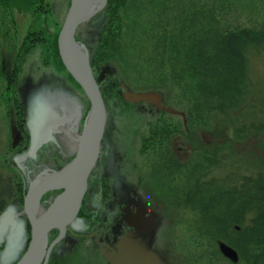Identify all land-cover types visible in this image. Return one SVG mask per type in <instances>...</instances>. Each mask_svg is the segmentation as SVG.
Listing matches in <instances>:
<instances>
[{
    "label": "rangeland",
    "instance_id": "rangeland-1",
    "mask_svg": "<svg viewBox=\"0 0 264 264\" xmlns=\"http://www.w3.org/2000/svg\"><path fill=\"white\" fill-rule=\"evenodd\" d=\"M107 3L108 0L104 7L105 22L101 28L85 22L76 30L77 39L89 52L95 76L104 66L110 65L116 69L114 74H107L108 77L100 85L107 119L97 170L103 168L114 171L115 177L126 181L128 192L136 198H132L134 203L140 205L146 215L154 216L150 231L140 236L166 264H232L218 252L217 242L220 240L211 236V232L204 226L198 228L197 212L185 206L186 195L191 188L188 187L191 183L188 166L191 161L204 158V140L223 141L226 145L223 153L233 161L238 178L244 175L255 176L258 167L264 170V132L257 133L247 124L251 123L254 116L253 110L249 109L250 120L241 117L237 121L240 127L247 124L249 130L245 128L240 135L235 133L237 126L228 128L227 124H222L218 125L219 129L214 133V125L217 123L210 120V127L206 129L201 120L194 121L189 113V100L174 83L158 82L156 78L147 82L139 72L133 71L131 66L121 60L111 58L110 55L100 59L98 50L104 37L103 27L107 22ZM69 5L70 0H46L41 7V16L36 15L32 9L16 7L8 9L11 15L5 16V12L0 9V215L9 208L15 213L21 212L28 179L35 177L43 168L58 169L65 165L68 160L62 157L61 162L64 163L60 164L55 156L59 154L58 151L65 158L73 153L69 147L66 152L60 150L58 141L56 144L48 140L36 151L35 158L27 156L21 165L16 163V157L25 155L30 145L27 120L30 108L39 101L51 104L66 116L77 113L78 133L89 111V99L81 86L70 78L66 69L64 71L52 62L44 45L48 44L56 30L59 31ZM181 10L191 15L187 21L190 24L199 12L205 14V20L209 21L208 18L213 17L208 14L211 12L219 29L223 30L259 28L264 25V0H128L125 6L117 8L122 18L121 40L134 43L136 33L142 31L143 36L146 30L143 41L149 48L153 42L146 39L150 25L159 26L160 21L164 23L168 19L172 25L171 30L177 33L180 30L179 21L172 16ZM28 31H37L40 36L48 38L44 43L36 42L21 62L20 71L13 76V70L16 69L15 54ZM259 45L257 52L249 54L248 76L254 91L261 96L264 94V43ZM97 56L99 59H96ZM15 77V83L9 87L8 81ZM123 85L134 92L156 91L161 96V103H166L175 113L165 111L152 114L147 109L151 106L145 108L149 104L146 101H125ZM162 129L164 133L154 136L155 131ZM180 140L184 141L183 144ZM52 143L59 149L53 152V157L47 149ZM174 143H177L175 146L183 147L187 158L175 157L172 151ZM40 159L48 162L41 163ZM229 167L224 166L227 170ZM95 176L98 175L93 167L89 179ZM15 178L25 181L23 192L18 190L21 187L15 185ZM20 218L25 220L24 238H18L20 241L13 248L16 249L14 255L7 256L10 250L7 236L0 237V264H12L28 244V221L24 215H20ZM55 232H50V240ZM119 236H107V242L111 244ZM48 264L109 263L97 249L82 241L62 255H51ZM234 264L247 263L238 259Z\"/></svg>",
    "mask_w": 264,
    "mask_h": 264
},
{
    "label": "trees",
    "instance_id": "trees-1",
    "mask_svg": "<svg viewBox=\"0 0 264 264\" xmlns=\"http://www.w3.org/2000/svg\"><path fill=\"white\" fill-rule=\"evenodd\" d=\"M45 1L0 0V9L5 16L11 15L9 10L15 7L32 9L41 16ZM127 2L108 0L107 22L98 50L100 59L110 55L121 60L147 82L156 78L158 82L174 83L189 100V113L194 121L201 120L206 129L210 127V120L217 123L214 133L222 124H227L228 128L237 126L235 133L240 135L245 128L249 130L247 124L257 133L264 132V94L259 96L254 91L248 76L249 54L257 52L259 44L264 43V25L223 30L219 29L211 12L208 14L213 17H209V21L205 20V14L199 12L191 17L193 23L190 24L187 21L191 15L181 10L172 16L179 21L177 33L171 30L168 19L164 23L160 21L159 26L150 25L146 39L153 42L148 48L143 41L146 30L144 37L142 31L136 33L134 43L121 40L122 18L117 8ZM57 31L44 45L52 62L65 71L57 49ZM46 38L37 31L27 32L15 54L13 76L20 71L21 62L36 42L44 43ZM15 81L16 77L11 78L9 87ZM249 109L254 114L251 120L248 118ZM241 117H246L251 123L240 127L237 121ZM163 130L155 131L154 136L164 133ZM205 145L206 157L193 160L188 166L191 181L188 187L191 188L186 195L185 206L197 212V227L204 226L211 236L235 248L239 252V260L247 264H264V170L258 167L255 176L238 178L236 166L223 153L226 146L223 141ZM212 145L217 147L212 148ZM217 154L221 157L218 158ZM224 166L230 167L227 170ZM236 226L240 228L236 229Z\"/></svg>",
    "mask_w": 264,
    "mask_h": 264
},
{
    "label": "water",
    "instance_id": "water-1",
    "mask_svg": "<svg viewBox=\"0 0 264 264\" xmlns=\"http://www.w3.org/2000/svg\"><path fill=\"white\" fill-rule=\"evenodd\" d=\"M107 0H70V5L63 18V23L57 35V49L66 71L81 86L89 99V111L85 116L81 132L78 133V143L73 155L67 163L58 167L43 168L37 175L27 181V191L23 200V210L15 213L12 208L0 215V237L7 236L8 255L16 252L13 249L18 244V238H24L25 220L30 224L28 244L21 255L12 264H48L51 247L65 235L66 226L78 229V223L83 220L77 216L81 207L84 192L88 186L91 170L97 163L100 154L102 135L106 122V108L101 88L98 82L107 74H114L116 69L110 65L102 67L98 75L93 74L89 52L77 39V28L89 22L90 26L101 28L105 22L104 7ZM123 99L127 102H143L156 104L164 111H175L161 103V96L156 91H130L123 85ZM37 105L28 111V128L30 131V145L25 155L16 157L22 161L27 156L35 158L36 151L48 140L57 144L53 124L50 127L46 121L52 123L64 119L69 115L62 114L51 104L37 101ZM74 114V113H72ZM79 118L77 113L74 114ZM48 204L41 202L42 195L49 191H59ZM45 202V201H44ZM43 207L38 213V207ZM130 229L122 233L113 243L102 244L99 253L109 264H166L151 247L145 243L143 236L150 231L154 224V216L146 215L138 205L135 213H126L125 217ZM56 229L59 234L55 241L48 246L50 232ZM8 230V231H7ZM219 252L232 263H237L238 253L227 242L218 241ZM7 246V248H8ZM13 249V250H11Z\"/></svg>",
    "mask_w": 264,
    "mask_h": 264
},
{
    "label": "flooded vegetation",
    "instance_id": "flooded-vegetation-1",
    "mask_svg": "<svg viewBox=\"0 0 264 264\" xmlns=\"http://www.w3.org/2000/svg\"><path fill=\"white\" fill-rule=\"evenodd\" d=\"M108 76H105L102 80L98 82V84L101 85V83L106 80ZM102 95V91H101ZM163 105H167L166 103H162ZM153 105V106H152ZM147 107L151 106V108H147L150 110V113H163L165 112L163 109L158 108L156 104H147L145 105ZM168 106V105H167ZM57 141L60 143V150L66 152V148L69 147L71 151V145L68 143L67 140L57 139ZM183 144L184 141L180 140ZM213 141V140H212ZM210 143L206 142L204 140L203 144ZM174 143L173 146V152L175 153V157L182 159L187 158L185 156V152L182 150L183 147L181 146H175ZM25 144H23L24 146ZM212 148H216L217 146L212 145ZM221 147V146H220ZM219 147V148H220ZM48 152L54 156L53 152H57L59 149L56 148V145L54 143L50 144L48 147ZM74 153V151H72ZM101 152V151H100ZM55 154L57 156V160L60 164H63L64 162H61V158L68 159L73 155H69V157L65 158L60 154L58 151ZM61 155V156H60ZM68 155V154H65ZM218 158L221 157L220 154H217ZM101 156V155H100ZM185 156V157H184ZM206 157V156H204ZM190 157H188L189 159ZM100 159V158H99ZM98 159V160H99ZM40 162H46L45 159H40ZM48 162V161H47ZM46 162V163H47ZM99 162V161H98ZM16 163L21 165V161H16ZM55 163V162H52ZM50 164V163H48ZM103 166V165H102ZM101 166V168H102ZM98 163L94 166V172L97 173V177H91L88 180V186L86 191L84 192V196L81 201V207L77 213V216H79L83 221L78 223V229L71 228L70 226H66L65 235L60 239L59 241H55V238L58 236L59 232L54 229L55 235L51 237V240L48 241V246L52 243L51 252L49 255V258L51 255L57 253L59 255H62V253H65L69 250H73V247H75L77 244H81L83 241V244H86L87 246H92V248L97 249L99 251V247L102 246V244H110L107 242V236L110 238L114 236H119L121 233L127 232L128 229H130V226L127 225L125 217L126 213H135L137 211L138 204L134 203L132 198L134 197L131 192H128V189L126 188L127 183L124 181L121 177L120 180L118 177H115L114 171H106V170H100L98 171ZM27 172V171H26ZM25 172V173H26ZM28 173V172H27ZM94 176V175H93ZM15 185L21 188H18V190L25 189V181L19 180L18 178H15ZM95 180H97L95 182ZM92 182L94 184H92ZM120 183V184H119ZM59 191H49L42 195L41 202L43 204H48V199H52L55 197ZM134 199H136L134 197ZM48 200V201H47ZM45 201V202H44ZM28 226L30 228V224L28 222ZM239 226H236V229H239ZM232 247V246H231ZM235 249V248H234ZM237 252V250L235 249ZM239 253V252H237ZM48 258V261H49ZM225 258V257H224ZM226 259V258H225ZM229 260V259H228ZM230 261V260H229ZM232 263V262H231ZM234 264V263H232Z\"/></svg>",
    "mask_w": 264,
    "mask_h": 264
},
{
    "label": "bare ground",
    "instance_id": "bare-ground-1",
    "mask_svg": "<svg viewBox=\"0 0 264 264\" xmlns=\"http://www.w3.org/2000/svg\"><path fill=\"white\" fill-rule=\"evenodd\" d=\"M46 122L50 124V127L53 124V129L55 131L54 134L56 135V141L59 138L62 140H67L68 143L71 145V151H74L78 143L77 118L75 117V115L70 114L64 119L57 118L54 121L55 123H52L51 119L47 120ZM42 208L43 207L40 204L37 212L39 213Z\"/></svg>",
    "mask_w": 264,
    "mask_h": 264
}]
</instances>
